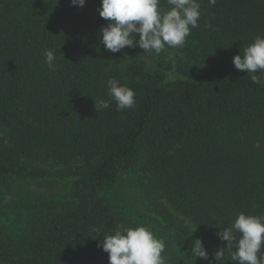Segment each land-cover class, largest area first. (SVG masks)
Listing matches in <instances>:
<instances>
[{
	"label": "trees",
	"instance_id": "obj_1",
	"mask_svg": "<svg viewBox=\"0 0 264 264\" xmlns=\"http://www.w3.org/2000/svg\"><path fill=\"white\" fill-rule=\"evenodd\" d=\"M199 3V26L174 59L105 50L101 0H0V264H109L97 244L117 225L157 233L166 264H217L227 247L217 233L241 213L264 216V72L232 62L264 37V0ZM113 78L134 90V108L117 110ZM101 99L110 107L96 113ZM138 165L150 179L143 224L107 196ZM54 179L71 180L61 201L14 191ZM196 239L209 260L191 256ZM221 264H235L229 250Z\"/></svg>",
	"mask_w": 264,
	"mask_h": 264
},
{
	"label": "clouds",
	"instance_id": "obj_2",
	"mask_svg": "<svg viewBox=\"0 0 264 264\" xmlns=\"http://www.w3.org/2000/svg\"><path fill=\"white\" fill-rule=\"evenodd\" d=\"M214 4L215 0H209ZM86 0H71L74 7L83 8ZM161 0H101L97 8L99 16L107 21L100 30L99 43L110 53H119L124 48H140L143 55H159L166 48H182L191 29L199 26V0H167L170 5L165 11ZM138 37V38H137ZM45 63L55 71V53L45 49ZM235 69L249 73L264 72V37H256L243 53L233 57ZM254 83L258 77L252 75ZM108 96L115 102L118 111L132 109L136 105L135 92L116 79L107 81ZM110 107L105 100L95 101L96 113ZM95 230V229H94ZM219 239L227 242L226 249H218L214 261L221 264L225 250L231 252L235 264H264V216H246L241 213L234 223L217 233ZM108 254L109 264H166L162 253L165 243L146 227L125 228L117 225L114 234L105 235L97 244ZM259 254V258H258ZM191 256L209 260V254L200 239L191 245ZM212 264V261H210Z\"/></svg>",
	"mask_w": 264,
	"mask_h": 264
},
{
	"label": "rangeland",
	"instance_id": "obj_3",
	"mask_svg": "<svg viewBox=\"0 0 264 264\" xmlns=\"http://www.w3.org/2000/svg\"><path fill=\"white\" fill-rule=\"evenodd\" d=\"M134 49L136 52L132 55L138 54L141 56L140 54H144L142 49L138 47ZM163 52L174 59L181 55L178 48H166ZM145 59L148 60L147 57H145ZM150 59H152V57H150ZM0 137L8 141L7 134L1 127ZM48 166L52 169H58V166L52 163H48L46 167ZM142 166L143 165H138L134 170L124 172L115 189L107 195L108 198L110 197L109 199L116 209L121 212V215L139 224H143L147 218L152 216V214L149 213L151 207L148 200L150 179H148L149 176L143 172ZM17 188L18 189L14 191L22 195L24 200H31L34 204H41L44 201H61L65 199L71 189V180L54 179L49 181H36L33 183H25L23 187L17 186ZM164 205L168 207L174 215L184 220L185 223H188L185 217L174 212L167 203L164 202ZM26 218L27 215L23 218V221H25ZM12 219L13 216L10 217V220ZM20 224L22 225V221ZM153 234L159 239L157 233Z\"/></svg>",
	"mask_w": 264,
	"mask_h": 264
}]
</instances>
